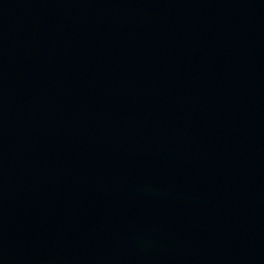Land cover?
<instances>
[{
	"label": "water",
	"instance_id": "obj_1",
	"mask_svg": "<svg viewBox=\"0 0 264 264\" xmlns=\"http://www.w3.org/2000/svg\"><path fill=\"white\" fill-rule=\"evenodd\" d=\"M0 264H264V0H0Z\"/></svg>",
	"mask_w": 264,
	"mask_h": 264
}]
</instances>
